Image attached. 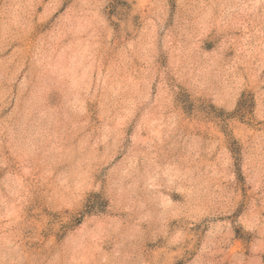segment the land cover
Segmentation results:
<instances>
[{"label": "rangeland", "instance_id": "obj_1", "mask_svg": "<svg viewBox=\"0 0 264 264\" xmlns=\"http://www.w3.org/2000/svg\"><path fill=\"white\" fill-rule=\"evenodd\" d=\"M0 264H264V0H0Z\"/></svg>", "mask_w": 264, "mask_h": 264}]
</instances>
